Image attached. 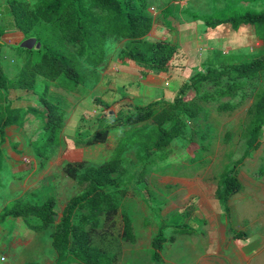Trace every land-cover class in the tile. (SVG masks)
Listing matches in <instances>:
<instances>
[{"label":"trees","instance_id":"16d2710c","mask_svg":"<svg viewBox=\"0 0 264 264\" xmlns=\"http://www.w3.org/2000/svg\"><path fill=\"white\" fill-rule=\"evenodd\" d=\"M256 1L232 0L220 16L208 17L206 23L211 28L230 24L234 30L243 25H252L257 36L264 41V10L239 6V3ZM146 5L147 0H35L33 6H30L23 0H8L5 5L6 12H0V20L3 15L8 14L12 30L34 39V45L12 46L17 56L23 57L13 83H9L6 68H3L0 61V144L4 140L7 125L24 127L28 114H38L43 109L44 128L49 134L43 144L35 146V150L40 156L46 157L64 122L63 109L48 97L49 84L57 82L74 89L87 79L97 82L100 77L99 69L106 62L107 48L111 42L126 40L125 47L118 54L120 63L134 61L147 72H166L176 53V47L163 41L146 39L156 21L147 12ZM218 54L216 59L211 60L206 71L195 75L187 87L191 86L200 92L205 82L212 81L216 86L217 96L232 97L237 90L250 82L261 83L264 74V51L253 53L252 59L238 62L234 61L235 56L219 57ZM224 78L230 81L225 87ZM38 88L40 94L37 100L41 107L2 105L9 98L12 89L19 91ZM216 95L205 91L201 96L208 101L211 98L216 99ZM250 96L254 98V104L249 129H252V133H259L264 127V84L254 88ZM223 107L234 108L235 105L228 102ZM199 110V105L185 101L180 94L174 101L161 99L139 106L133 114L111 116L110 122L97 129L85 141L86 145L106 142L112 128L132 127L121 136L113 155L103 164L94 166L84 162H69L64 166L67 176L85 187L69 198L58 220L55 210L57 199L51 196L41 203L30 202L24 198L13 201L10 206L1 210L0 223L9 216L31 217V228L36 231L52 227L54 230L50 231V237L58 254L54 264H114V258L94 243L93 236L103 223L110 224L120 216L124 224L123 237L130 241L136 239L133 220L126 212L119 213L120 202L117 199L118 192L125 196L128 190L126 187L121 188L120 180L125 169V154L136 148L145 166L144 161L153 153L169 147L181 135L180 127L175 125V122H181L183 118L178 112L194 119ZM143 122L146 124L137 126ZM181 123L185 125V121ZM78 140L82 141L81 138ZM247 142L249 154L259 145V137L248 138ZM240 190L241 182L236 165L222 174L217 190L218 198L227 213L230 198ZM166 224L161 223L159 231L152 239L150 255L155 264H165L162 254L164 244L176 241L175 234L166 237L164 230L171 223L168 226ZM176 226V233H192L187 225Z\"/></svg>","mask_w":264,"mask_h":264},{"label":"rangeland","instance_id":"374dc122","mask_svg":"<svg viewBox=\"0 0 264 264\" xmlns=\"http://www.w3.org/2000/svg\"><path fill=\"white\" fill-rule=\"evenodd\" d=\"M23 1L28 2L30 6L35 3V0ZM230 1L232 0H147L146 10L156 21L146 39L168 43L176 47V53L166 72H147L143 66L134 61H129L125 68L132 72L140 70L142 74H145L142 76L144 78H146V74H150L151 78H154L162 86L159 89L164 90L163 94L166 100L174 101L178 95L182 94L185 101L199 105L200 110L194 119H189L178 112L183 117L181 122L185 121L184 126L180 121L175 122V125L180 127L181 135L175 138L169 147L153 153L148 160L144 161L145 166L136 148H132L125 154L126 160L123 163L125 169L120 180L122 182L121 188L126 187L128 190L125 196L118 192L117 199L120 202L119 213L126 212L134 221L136 239L130 241L123 237L124 224L120 216L110 224L103 223L100 230L95 232L93 236L94 243L101 246L114 258V264H155L151 258L150 250L152 238L159 231L161 223L165 222L167 226L171 223V226L164 230L167 238L175 234L176 224L179 227L185 225L182 223V217H188L191 214L188 211L191 206L184 198V193L177 192L176 188L179 183L175 179H182V182H187V179L202 177L204 184L211 180L216 183L226 170L237 165L238 172L245 184L254 183L264 187V127L259 133H252V129H249L254 104V98L250 96V93L259 84H264V74L261 83L259 81L250 82L241 90H237L232 97L217 96L215 93L216 86L212 81L205 82L200 92L191 86L187 87L195 75L206 71V68L211 65V60L216 59L217 53H219V57L221 55L235 56L234 61L238 62L243 59H252L253 53L264 51V41L257 36L252 25H243L238 30H234L230 24L217 28H211L207 25L206 19L214 15L220 16ZM7 2L8 0H0V12H6L5 5ZM239 6L263 11L264 0L239 3ZM169 15L171 16L169 17ZM10 20L8 14L3 15L2 20H0V61L3 68L6 67L9 83H13L20 70L23 57H18L12 46L21 44L33 46L34 39L26 38L22 32L13 31L9 24ZM125 45L126 40L108 44L106 62L99 69L102 77L101 84L97 86L96 90L91 91L94 96L92 100L96 105L93 102L91 109L85 104L84 110L86 108L89 110L79 117V130L75 135L72 132L69 133V129H67L68 134L63 138L62 148L66 154L60 149L59 152L63 154V157L69 159V162H84L86 165L97 166L111 157L107 155V147L112 143L95 146L99 147L96 149L95 147H87L85 141L91 137L90 133L91 135L94 134L97 129L110 122L112 114L115 115L118 112L128 115L131 113L129 104L133 102L127 96L130 87L127 89L128 93H124L126 96H122L125 98V103H119L118 106L123 108V111L119 112L118 108L113 106L115 99L111 104L106 103L98 106L101 104L99 103L101 102L99 95L103 85L109 90L112 87H118L120 82H124V77L114 79L110 71L115 70V68L121 69L118 54ZM223 81L224 87L230 83L226 78ZM93 83L90 79H87L85 83H79L78 88L81 96L78 98L77 91L52 88L53 92L60 95L64 93L66 106L69 105L67 111L63 109L64 116L65 112L68 116L71 113L76 114L77 106L71 110L72 105L77 103V99L89 93L88 89L93 86ZM128 84L133 83L128 82ZM50 86L51 84H49ZM38 90L39 88L36 90L10 91L9 98L2 105L7 107L10 104L21 108L31 107V105L39 107L40 103L37 99L40 92ZM205 91L216 95V99L203 100L201 95ZM132 94L134 95V92ZM132 94L129 93L131 96ZM157 95L156 93L149 97L151 103L161 100V95ZM54 100L56 101V99ZM228 102L234 104L235 107H223ZM57 105L64 108L65 103L59 100ZM42 116L43 109H40L38 114H28V120L24 126L32 134L34 144L37 145L43 144L49 134L44 128L45 120ZM128 130L126 127L122 130V134ZM255 137H259V145L248 154L247 140L248 138L255 139ZM78 138H81L82 141L79 142ZM9 178L10 176L4 177L5 181ZM84 187V185H80L76 180L70 178L67 181L66 179H58L55 184L53 183L50 187L40 191L44 198L35 201L43 202L49 196L55 197L58 206L60 205V208L57 207L55 210L57 215H61L69 198L80 193ZM129 191H131L130 194ZM0 195H7L5 189H0ZM240 204L246 205V203H240V200L233 201V206L236 208ZM248 205L250 212H253V216L249 215L250 217L261 215L263 208L257 199L251 200ZM139 227L142 228L140 234ZM53 230L50 227L43 233L42 243L36 250L38 254L43 252L50 255L51 242L47 236H50L49 233ZM183 244L187 245V237L185 236L179 238L177 243L169 241L164 244L165 264H189L192 262L193 257L188 249L185 250ZM51 247L53 248L52 245ZM71 264L80 263L73 262Z\"/></svg>","mask_w":264,"mask_h":264},{"label":"crops","instance_id":"0c3cea01","mask_svg":"<svg viewBox=\"0 0 264 264\" xmlns=\"http://www.w3.org/2000/svg\"><path fill=\"white\" fill-rule=\"evenodd\" d=\"M126 65L127 63H119L121 69L115 68V70L110 71L114 79L124 77V82H120L119 85L117 83L118 87H112L109 90L103 85L99 95L101 100L99 103L101 104L98 106L106 103L111 104L115 99L113 106L118 108L119 112L123 111V108L118 106L119 103H125L124 97L126 95L124 93H128V87H130L129 93L134 92L132 96L129 93L127 94L133 102L129 104L131 113H128V115L135 113L139 106L150 104L149 97L154 96L156 93L161 95V99H165L164 90L159 89L162 86L154 78H151L150 74H146V78H144L142 76L145 74H142L140 70L138 72L129 71L125 68ZM127 78L128 80H126ZM136 79L137 81H135ZM101 80L102 77L100 76L98 81L95 82L97 84L93 83V86L88 89L89 93L77 99V103L74 106L72 105L71 110H74L77 106L76 114L71 113L68 116L65 112L62 130L58 134L55 143L47 151L46 157L37 154L35 150L37 144H34L33 136L27 129L15 124L6 126L4 140L0 144V189H5L7 195H0V212L4 207L19 198L36 203V199L44 198L40 191L50 187L53 183L55 184L58 179H66V181L69 179L64 171V166L69 162V159L63 157L59 149L62 151L63 138L68 134L67 129H69V133L72 132L74 135L79 130V117L89 110L87 108L84 110L85 104L92 109V103L94 102L92 97L94 96L91 91L96 90L97 86L101 84ZM128 82L133 84H128ZM138 82L140 83L138 84ZM50 84L49 99L55 104H59V100L64 101L65 106L61 108L65 111H67L69 105L66 106L64 93L60 95L53 92L52 88L77 91V98L81 96L78 87L71 89L57 82H51ZM14 90L10 91L13 92ZM159 90L160 92H158ZM113 93L115 94L113 95ZM115 95L118 97H113ZM145 102L147 103L144 104ZM94 105H96L95 102ZM13 107L20 106L13 105ZM115 115H121V113L117 112ZM115 115L112 114L111 116ZM145 124L146 122H143L137 124V126ZM126 127L130 129L132 126L112 128L106 142L88 145L87 147L112 143L107 147V155L112 156L115 147L119 143V138L123 135L122 130ZM5 176H10V178L5 181ZM238 179L241 182V190L230 198L228 213L217 195L220 179L216 183L211 180L206 184L202 183V177L187 179V182H182V179H175L179 183L176 188L177 192H183L184 198L191 206L188 209L191 214L188 217L183 216L182 223L187 225L192 233L183 235L175 232L176 241L171 243H177L178 239L183 238V236L187 237V245H183L185 250L188 249L193 257L192 262L189 264H264V187L254 183L245 184L239 172ZM243 183L247 186L246 188ZM130 193L131 191H129ZM253 199H257L263 211L261 215L252 218L249 215L253 216V212H250L248 203ZM235 200H240V203H246V205L240 204L236 208L233 206ZM37 203L41 202L37 201ZM57 207L60 208L58 203ZM147 213L149 214V212ZM59 216L61 217L62 214H59ZM189 218L191 219L188 221ZM45 231L32 229L31 217H7L3 223H0V264H54L57 261L58 254L55 248L51 247L52 239L50 236H47L51 242L50 255L36 252L42 243ZM141 231L142 228L139 227V234ZM237 233L243 235L238 236Z\"/></svg>","mask_w":264,"mask_h":264},{"label":"water","instance_id":"95a60500","mask_svg":"<svg viewBox=\"0 0 264 264\" xmlns=\"http://www.w3.org/2000/svg\"><path fill=\"white\" fill-rule=\"evenodd\" d=\"M59 217H60L59 215H56V219H57V220L59 219Z\"/></svg>","mask_w":264,"mask_h":264}]
</instances>
